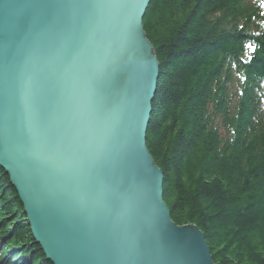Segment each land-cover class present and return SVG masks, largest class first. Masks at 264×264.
I'll return each mask as SVG.
<instances>
[{
    "label": "water",
    "instance_id": "1",
    "mask_svg": "<svg viewBox=\"0 0 264 264\" xmlns=\"http://www.w3.org/2000/svg\"><path fill=\"white\" fill-rule=\"evenodd\" d=\"M151 0H0V166L53 264L215 262L174 222L147 147L160 64Z\"/></svg>",
    "mask_w": 264,
    "mask_h": 264
},
{
    "label": "trees",
    "instance_id": "2",
    "mask_svg": "<svg viewBox=\"0 0 264 264\" xmlns=\"http://www.w3.org/2000/svg\"><path fill=\"white\" fill-rule=\"evenodd\" d=\"M143 26L160 64L146 143L172 220L215 262L264 264V0H151ZM0 264H53L1 166Z\"/></svg>",
    "mask_w": 264,
    "mask_h": 264
},
{
    "label": "snow or ice",
    "instance_id": "3",
    "mask_svg": "<svg viewBox=\"0 0 264 264\" xmlns=\"http://www.w3.org/2000/svg\"><path fill=\"white\" fill-rule=\"evenodd\" d=\"M176 251L178 253H187L189 259L182 261H177V264H195L194 255H195V241L186 239L180 235H177L175 238Z\"/></svg>",
    "mask_w": 264,
    "mask_h": 264
},
{
    "label": "rangeland",
    "instance_id": "4",
    "mask_svg": "<svg viewBox=\"0 0 264 264\" xmlns=\"http://www.w3.org/2000/svg\"><path fill=\"white\" fill-rule=\"evenodd\" d=\"M18 261V260H17Z\"/></svg>",
    "mask_w": 264,
    "mask_h": 264
}]
</instances>
